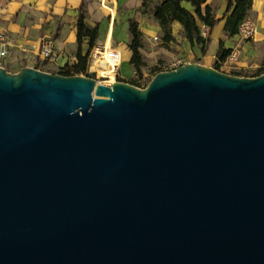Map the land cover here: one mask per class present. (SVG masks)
Listing matches in <instances>:
<instances>
[{
    "label": "water",
    "instance_id": "water-1",
    "mask_svg": "<svg viewBox=\"0 0 264 264\" xmlns=\"http://www.w3.org/2000/svg\"><path fill=\"white\" fill-rule=\"evenodd\" d=\"M0 264H264V74L0 66Z\"/></svg>",
    "mask_w": 264,
    "mask_h": 264
},
{
    "label": "crops",
    "instance_id": "crops-1",
    "mask_svg": "<svg viewBox=\"0 0 264 264\" xmlns=\"http://www.w3.org/2000/svg\"><path fill=\"white\" fill-rule=\"evenodd\" d=\"M229 1L235 3L238 0H208L206 3L212 8L215 19L219 23L210 31V46L206 56L200 55L201 65L213 67L216 64H222L218 60V50L221 42L224 43L225 48L231 49L232 52L238 54L235 64L240 60L238 64L243 65L250 60L248 49L251 41L246 40V42L240 34L235 37H229L225 32L227 17L233 10L232 8L228 12ZM82 4H85L86 22L94 27L99 25V27L104 29L103 32L106 31L103 39L104 46L107 49L112 48L118 11H120L122 16V26H127V31L130 21L140 24L141 29L143 21V15L140 12L142 0H0V32L6 33L13 40L8 56L0 58V61L14 57L15 60H38L44 63L46 61H43L38 56L39 47L43 41L50 40L54 42L56 60L49 63L55 64L57 69L76 65L78 62L76 57L78 51L77 25ZM149 17L151 18V23L148 24V27L142 29V33L146 38L162 36L159 24L151 14ZM248 18L253 20L257 26L254 41L256 40L257 42V36L259 40L264 39V0H253ZM181 31V25L174 23V37L182 39L185 47H191L200 52L197 46L192 47L182 37ZM22 48H25L26 52H23ZM120 53L122 55V64L119 79L121 82L128 83L132 76L136 74L130 64L132 52L126 58L122 50ZM242 61H245V63ZM225 62L228 63V59ZM99 65L102 68L107 66L104 62ZM0 66L2 65L0 64ZM28 67L33 66L28 65ZM45 72L56 74V72L52 71ZM13 73H18V71ZM109 82H115L114 78Z\"/></svg>",
    "mask_w": 264,
    "mask_h": 264
},
{
    "label": "trees",
    "instance_id": "trees-1",
    "mask_svg": "<svg viewBox=\"0 0 264 264\" xmlns=\"http://www.w3.org/2000/svg\"><path fill=\"white\" fill-rule=\"evenodd\" d=\"M207 2L208 0H142V9L144 12L150 11L149 13L159 24L164 44L168 45L174 42L173 24L179 23L182 27V37L192 47L197 46L202 55L206 56L211 41L210 37H203L201 27L205 25L212 30L219 23L215 19L212 8L206 5ZM252 5L253 0H238L235 3L232 1L228 2V12L233 8L225 24V32L229 37H235L239 34L240 26L248 18ZM84 9L85 4H82L77 25L78 51L76 57L78 62L73 67H68L67 70L58 73L59 75L76 76L84 74L87 70L90 52L99 37V25L93 27L86 22ZM129 34L132 38L129 45L132 52L130 64L135 73L142 76L146 63L141 53L143 48L142 33L137 22L130 21ZM85 45L88 46L87 52H84ZM231 53L232 50L225 48L224 43L221 42L218 50L219 62H225ZM263 72L264 70H260L254 77L260 76Z\"/></svg>",
    "mask_w": 264,
    "mask_h": 264
},
{
    "label": "rangeland",
    "instance_id": "rangeland-1",
    "mask_svg": "<svg viewBox=\"0 0 264 264\" xmlns=\"http://www.w3.org/2000/svg\"><path fill=\"white\" fill-rule=\"evenodd\" d=\"M140 12L143 15V21L141 29L140 24H138V27L142 33V29L148 27V24L151 23V18L149 17L150 11L144 12L143 9H140ZM120 14V11H118L117 22L114 28L112 39V48L116 49L119 52L122 50L123 53H125L124 57L126 58L128 55L131 54L129 45L132 38L129 34V26L128 31L127 26H122V16ZM100 29L102 30L101 32ZM103 30L104 29H102V27H99V37L96 41V45L102 43L104 44L103 38L105 36L106 31L103 32ZM162 39L163 34L162 36H159L156 40L153 37L146 38L145 35L142 33L143 48L141 49V53L146 65L143 68L142 76L134 74L128 84H131L140 89H145L150 83V81L154 78V76L160 72L174 70L186 64H201L202 61L200 60V55H202V53L191 47H185L182 39L175 38L174 42L169 43L168 45L164 44ZM249 41H251L248 49V57L250 60L247 63H245V61H242L245 64H238L240 62L239 60L237 64L225 62L222 64H216L211 68L236 77L253 78L260 70H264V39L259 40L257 36V42L256 40ZM87 50L88 46L85 45L84 52H87ZM0 64L10 73L17 71L19 72L22 68L28 67V65L33 66L32 68H36L41 71L45 70L56 72V74L68 69V66H66V68L64 69H57L55 68V64H51L48 61L41 63L38 60H15L14 57L0 61ZM263 74L264 72L261 75ZM78 75L83 76V74ZM94 78L97 81L105 82V80L97 79V77ZM116 82H118V80H116Z\"/></svg>",
    "mask_w": 264,
    "mask_h": 264
},
{
    "label": "built area",
    "instance_id": "built-area-1",
    "mask_svg": "<svg viewBox=\"0 0 264 264\" xmlns=\"http://www.w3.org/2000/svg\"><path fill=\"white\" fill-rule=\"evenodd\" d=\"M204 38L209 37L211 28L203 25L201 27ZM257 33L256 23L250 18H246L239 29V34L244 40H254ZM156 40L158 38H155ZM13 45V40L3 32H0V58H6L9 54V48ZM26 52L25 48H22ZM38 56L43 61L54 62L56 60V53L54 49V42L50 40L43 41L39 47ZM238 59V54L232 52L228 57V62L235 64ZM106 63V68H102L99 64ZM122 64V55L119 51L113 48L107 49L104 44L95 45L90 54L87 70L83 74L86 77H97V79L111 81H119V72ZM2 67V66H1ZM175 70V69H174ZM95 79V78H94Z\"/></svg>",
    "mask_w": 264,
    "mask_h": 264
},
{
    "label": "bare ground",
    "instance_id": "bare-ground-1",
    "mask_svg": "<svg viewBox=\"0 0 264 264\" xmlns=\"http://www.w3.org/2000/svg\"><path fill=\"white\" fill-rule=\"evenodd\" d=\"M97 82H100V83H107V84H113V83H115V82H102V81H97Z\"/></svg>",
    "mask_w": 264,
    "mask_h": 264
}]
</instances>
